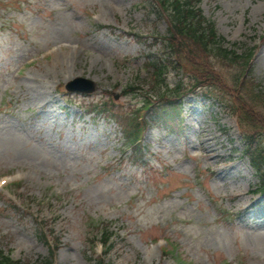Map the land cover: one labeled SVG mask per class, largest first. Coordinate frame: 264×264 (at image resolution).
<instances>
[{"label":"rangeland","instance_id":"1","mask_svg":"<svg viewBox=\"0 0 264 264\" xmlns=\"http://www.w3.org/2000/svg\"><path fill=\"white\" fill-rule=\"evenodd\" d=\"M202 7L227 40L264 32V0ZM154 8L149 0H0V179L16 182L0 189L6 253L31 263L50 254L38 214L60 236L54 264H97L102 246L90 250L86 227L103 219L116 221L114 264H264V196L222 101L186 97L168 122L157 121L163 126L149 125L141 153L127 147L124 117L143 106L146 59L163 56L156 38L167 23ZM181 57L167 82H191L197 65L206 74V55ZM212 64L218 94L247 107L253 91H237L236 70ZM78 75L97 91L64 93ZM252 75L264 91V41ZM106 102L121 125L98 114Z\"/></svg>","mask_w":264,"mask_h":264},{"label":"trees","instance_id":"2","mask_svg":"<svg viewBox=\"0 0 264 264\" xmlns=\"http://www.w3.org/2000/svg\"><path fill=\"white\" fill-rule=\"evenodd\" d=\"M198 1L200 0H153L155 6L159 8V13L168 23L167 34L162 37V43H164L165 48L176 49V53L181 54L184 60L194 51L203 53L209 59L206 64V74L203 69L198 68V65L196 66L198 72L193 78L194 85L196 88L203 89L204 87L207 91L214 92L225 100L228 108L242 124L247 137L251 141L255 139L260 140L255 148H253L254 146H248L246 152H248L253 165L259 170L264 181V114L260 112V109L264 106V95L260 91L255 92L254 86L248 82L249 79L246 77L247 73L252 70L251 60L256 48L251 47L244 53L227 48L222 40L219 39L215 25L206 19L202 10L197 6ZM210 59L217 60L218 68L223 63L225 66L227 65L236 70L232 82L236 86L237 91H253L252 99L249 100L248 98L247 107L242 106L238 99L236 100L238 105H236L228 101L224 94L217 93V90H219L217 86V74H215L217 73V69ZM187 60L190 61L189 59ZM167 65L168 62L164 60L158 63L154 62L152 66L156 70L155 74L158 75L153 84L158 88L159 94L156 95H158V99L161 101L166 96H177L180 89L179 87L175 89L167 86L163 87L165 79L163 75L165 74ZM182 65L184 64H175L176 67ZM140 130L137 125L134 130L130 131L129 136L133 137V142L139 138L138 133H140ZM111 224L112 222L99 221L93 226V229H90V233L94 234L90 238L91 246L98 240L103 241L105 245L109 242L113 233L110 229ZM0 264L28 263L13 260L0 252ZM99 264L111 263H106L102 259Z\"/></svg>","mask_w":264,"mask_h":264},{"label":"water","instance_id":"3","mask_svg":"<svg viewBox=\"0 0 264 264\" xmlns=\"http://www.w3.org/2000/svg\"><path fill=\"white\" fill-rule=\"evenodd\" d=\"M83 81L85 83H87L86 87H83V83L80 82ZM75 83H78L79 86L75 85ZM82 84V85H81ZM69 89H82V90H86V91H93L96 86L94 85V83L88 79H83V78H77L76 80H74L73 82H71L70 85H68Z\"/></svg>","mask_w":264,"mask_h":264},{"label":"bare ground","instance_id":"4","mask_svg":"<svg viewBox=\"0 0 264 264\" xmlns=\"http://www.w3.org/2000/svg\"><path fill=\"white\" fill-rule=\"evenodd\" d=\"M211 133H212V132H211ZM209 134H210V132L208 131L206 135H209ZM209 138H210V137H209ZM205 142H206V141H205ZM207 146H208V145H206V147H207ZM206 151L208 152V155L211 153V149H207Z\"/></svg>","mask_w":264,"mask_h":264}]
</instances>
